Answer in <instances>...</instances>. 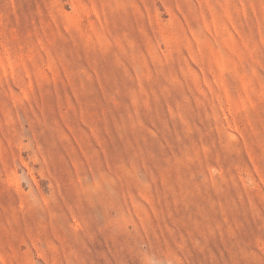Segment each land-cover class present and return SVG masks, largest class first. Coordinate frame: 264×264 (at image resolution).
I'll list each match as a JSON object with an SVG mask.
<instances>
[{"label": "rangeland", "instance_id": "374dc122", "mask_svg": "<svg viewBox=\"0 0 264 264\" xmlns=\"http://www.w3.org/2000/svg\"><path fill=\"white\" fill-rule=\"evenodd\" d=\"M0 264H264V0H0Z\"/></svg>", "mask_w": 264, "mask_h": 264}]
</instances>
